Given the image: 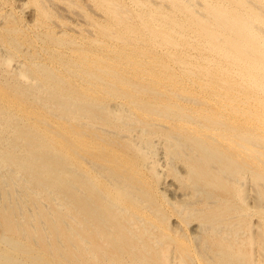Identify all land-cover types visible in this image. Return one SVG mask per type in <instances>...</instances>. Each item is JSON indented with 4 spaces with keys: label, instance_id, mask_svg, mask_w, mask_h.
<instances>
[{
    "label": "bare ground",
    "instance_id": "6f19581e",
    "mask_svg": "<svg viewBox=\"0 0 264 264\" xmlns=\"http://www.w3.org/2000/svg\"><path fill=\"white\" fill-rule=\"evenodd\" d=\"M0 264H264V0H0Z\"/></svg>",
    "mask_w": 264,
    "mask_h": 264
},
{
    "label": "rangeland",
    "instance_id": "374dc122",
    "mask_svg": "<svg viewBox=\"0 0 264 264\" xmlns=\"http://www.w3.org/2000/svg\"><path fill=\"white\" fill-rule=\"evenodd\" d=\"M21 1V0H20ZM23 1V0H22ZM26 10H25V12H23V15H25V16H28V14H29V8L26 6V8H25ZM26 11H27V13H26Z\"/></svg>",
    "mask_w": 264,
    "mask_h": 264
}]
</instances>
